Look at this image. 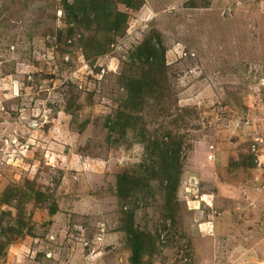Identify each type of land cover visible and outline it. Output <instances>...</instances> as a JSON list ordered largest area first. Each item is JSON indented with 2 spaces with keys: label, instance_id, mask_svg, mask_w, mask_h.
Listing matches in <instances>:
<instances>
[{
  "label": "rangeland",
  "instance_id": "obj_1",
  "mask_svg": "<svg viewBox=\"0 0 264 264\" xmlns=\"http://www.w3.org/2000/svg\"><path fill=\"white\" fill-rule=\"evenodd\" d=\"M61 3L0 0V264H131L116 179L145 151L105 118L154 34L169 88L137 127L181 144L180 173L169 209L158 181L133 206L142 264H264V0L118 3L125 31L89 59Z\"/></svg>",
  "mask_w": 264,
  "mask_h": 264
},
{
  "label": "trees",
  "instance_id": "obj_2",
  "mask_svg": "<svg viewBox=\"0 0 264 264\" xmlns=\"http://www.w3.org/2000/svg\"><path fill=\"white\" fill-rule=\"evenodd\" d=\"M118 3L137 8L142 0H72L70 3L62 0L64 19L68 25L64 34L66 42L81 28L87 34L85 38L80 37L83 38L81 49L87 59L109 52V45L115 36L126 29L127 13L117 8ZM61 34L59 30L56 39L61 40ZM164 55L165 49L158 34L147 36L130 52L125 69L119 76L122 92L118 107L105 118L108 137L112 136L114 140L126 138L132 131L145 151L141 164L131 171L119 173L116 179L117 196L122 201L121 228L126 234L131 264H142L143 258L153 251L154 244L149 232L133 224V206L149 194L152 182L158 181L164 193V206L169 209L179 181L181 144L170 142L167 136L155 137L144 127H137V122L142 119L137 113L143 112L148 100H158L169 88Z\"/></svg>",
  "mask_w": 264,
  "mask_h": 264
},
{
  "label": "built area",
  "instance_id": "obj_3",
  "mask_svg": "<svg viewBox=\"0 0 264 264\" xmlns=\"http://www.w3.org/2000/svg\"><path fill=\"white\" fill-rule=\"evenodd\" d=\"M67 42H68V43H72V39H68Z\"/></svg>",
  "mask_w": 264,
  "mask_h": 264
}]
</instances>
